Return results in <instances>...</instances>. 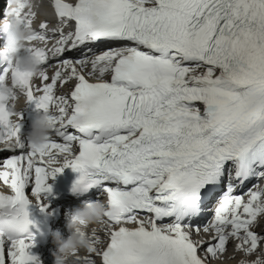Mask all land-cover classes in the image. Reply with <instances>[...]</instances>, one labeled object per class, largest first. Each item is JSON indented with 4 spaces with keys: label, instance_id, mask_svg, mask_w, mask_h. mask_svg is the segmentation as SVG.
Instances as JSON below:
<instances>
[{
    "label": "snow or ice",
    "instance_id": "obj_1",
    "mask_svg": "<svg viewBox=\"0 0 264 264\" xmlns=\"http://www.w3.org/2000/svg\"><path fill=\"white\" fill-rule=\"evenodd\" d=\"M52 8L53 27L21 14L44 70L27 102L52 109L45 148L20 135L21 114L13 130L0 112V264L36 261L28 206L47 208L65 167L73 192L99 186L108 206L105 238L93 229L78 264H212L230 241L255 255L239 264H264V0Z\"/></svg>",
    "mask_w": 264,
    "mask_h": 264
},
{
    "label": "clouds",
    "instance_id": "obj_2",
    "mask_svg": "<svg viewBox=\"0 0 264 264\" xmlns=\"http://www.w3.org/2000/svg\"><path fill=\"white\" fill-rule=\"evenodd\" d=\"M32 0H8L6 15L0 20V25H6V37L0 47V62L6 63L8 71L0 72V112L7 114L11 129H15L19 109L27 103V81L38 77L44 71L40 61L27 51L29 46L35 47L32 37V27L24 22L25 9L35 14ZM18 74L14 82L12 73ZM39 111L31 122L30 130L26 134L28 145L36 151L43 150L51 135L53 124L50 123V112ZM50 165L60 164V160L51 157ZM108 210L106 200L84 202L82 206L74 208L67 214V228L70 232L65 238L58 230L52 233L55 244L54 264H78L82 252L93 247L89 238V225L103 227L106 223L105 213ZM95 229V228H94Z\"/></svg>",
    "mask_w": 264,
    "mask_h": 264
},
{
    "label": "bare ground",
    "instance_id": "obj_3",
    "mask_svg": "<svg viewBox=\"0 0 264 264\" xmlns=\"http://www.w3.org/2000/svg\"><path fill=\"white\" fill-rule=\"evenodd\" d=\"M59 93H64L63 88H60ZM256 183V181H254ZM260 183H264V181H260ZM103 201L102 197L99 198ZM63 221V218L60 219L59 223ZM63 230V229H62ZM257 231H260L258 228ZM230 244V242L227 244V246ZM234 244L235 241H232L231 245L229 246V250H234ZM55 245L53 242L48 241L46 247L41 251L40 259L42 260V264H52L55 261V257L53 255V252L55 251ZM241 259L245 260H252L255 259V255L247 256L244 255H237L235 252L226 251L223 254H220L218 257L214 258L212 261V264H239V261Z\"/></svg>",
    "mask_w": 264,
    "mask_h": 264
},
{
    "label": "rangeland",
    "instance_id": "obj_4",
    "mask_svg": "<svg viewBox=\"0 0 264 264\" xmlns=\"http://www.w3.org/2000/svg\"><path fill=\"white\" fill-rule=\"evenodd\" d=\"M229 251L232 252V253L235 252L237 255H243V254H242L240 251H238V250H233V251H232V250H229Z\"/></svg>",
    "mask_w": 264,
    "mask_h": 264
}]
</instances>
